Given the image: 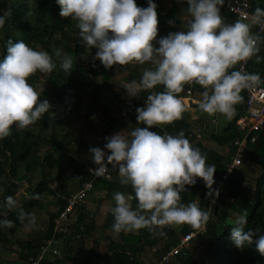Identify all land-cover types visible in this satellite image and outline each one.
I'll return each instance as SVG.
<instances>
[{
  "label": "clouds",
  "instance_id": "obj_1",
  "mask_svg": "<svg viewBox=\"0 0 264 264\" xmlns=\"http://www.w3.org/2000/svg\"><path fill=\"white\" fill-rule=\"evenodd\" d=\"M190 17L184 31L170 32L158 40L157 4L148 0V7H138L136 0H57L60 15L77 22L79 37L87 48H96V59L105 68L125 66L136 62L148 64L139 81L121 83L129 97L147 95L146 107L137 109V121L147 127H135L106 137L105 152L90 147L89 158L97 167L98 176L108 171V165L118 167L121 183L131 185L134 196L114 193L115 206L110 209L114 217L111 230L115 235L149 229L164 235L165 226L189 224L199 229L209 222L210 210H203L193 201L182 202L181 193L186 186L195 185L202 178L211 196L215 183V164H207V155L193 146L183 131L176 135L150 131L149 128L171 124L182 118L187 110L184 98L179 96L185 85L198 84L204 91L199 109L209 115L220 113L228 120L236 115V105L244 90L264 84L258 73L229 69L253 57L260 63L264 36L254 33L258 27L264 31V8L256 7L247 17L234 23L226 22L221 14L224 0H186ZM31 5V0H29ZM10 12L0 16V29ZM169 21V24H173ZM60 68L71 72L74 58L61 49H54ZM56 60L48 51L37 50L23 40L7 41V55L0 62V140L12 134V128L28 129L52 108L47 100L29 83L39 73H52ZM157 86L164 90L152 91ZM110 153V154H109ZM219 196V192H215ZM32 199H40L34 194ZM137 206L133 208L131 201ZM9 209H16L17 219L27 228L37 226L35 213L18 206L12 197H6ZM15 222L0 219V228H12ZM232 224V239L243 250L255 245L264 256V234L259 229L245 231L247 217L239 216Z\"/></svg>",
  "mask_w": 264,
  "mask_h": 264
},
{
  "label": "trees",
  "instance_id": "obj_2",
  "mask_svg": "<svg viewBox=\"0 0 264 264\" xmlns=\"http://www.w3.org/2000/svg\"><path fill=\"white\" fill-rule=\"evenodd\" d=\"M248 1L252 12L256 7L264 8V0ZM175 10L172 7L166 16L158 13V21L173 17ZM221 10L226 11L223 7ZM5 12H10V15L0 29L3 34L0 37V62L7 55V41L11 39L13 42L23 40L33 48L39 45L40 50L48 51L54 60V49L59 48L74 58V65L70 73L65 72L60 68V61L56 60V69L47 73L48 90L54 96V101L50 103L58 107L60 113L52 117L49 116L50 112L45 113L32 125L35 130L30 126L18 131L13 126L12 134L0 140V219L6 217L15 222L12 228H0V264H30L29 257L37 256L43 242L50 238L62 243L61 254L45 253L41 264H66V260L72 264H93L91 259L100 257L93 250L101 239L108 240L106 249L109 264H142L137 255L144 248L153 246L157 247L159 258L176 243L181 234L193 227L189 224H182L179 229L172 225L165 226L164 235L158 234L160 229L152 232L145 228L138 230L137 234L122 232L118 236L114 234V238L107 236L106 230L112 231L114 223L110 211L115 206L111 202L114 193L120 191L134 196L131 185L121 183L118 167L113 168L111 164L108 167L112 178H98L93 182L92 190L105 189L107 192L98 199L97 210L90 220H84V214L79 212L81 207L75 208V216H72L69 223L70 233L63 235L54 230L53 219L65 205V198L72 192L68 189V184L79 186L91 177L84 171L85 166H96L89 158L92 155L90 147L102 149L111 130L125 127L132 115L129 119L116 118L109 114L107 107L97 103L103 87L112 86L114 73L95 58L98 49L87 48L82 43L77 22L60 15L61 8L57 0H31V5L29 0H0V16ZM260 35L264 36V31ZM259 55L264 57V43L261 44ZM128 66L131 75L126 79H140L146 68L138 63H130ZM245 66L247 73H258L264 79V60L257 63L253 57L246 61ZM233 70H238V64L234 69H229V72ZM87 78H91L95 85L85 91L89 85ZM163 90V86H159L158 92ZM42 95L46 98L44 92ZM242 97L244 98L243 94ZM135 99L136 103H143L141 98ZM236 106L238 113L214 137L217 144L227 145L229 149L230 142L240 136L235 121L244 112L242 101ZM97 109H100L99 117L95 115ZM78 116L82 117L81 121H77ZM149 130L161 135H176L183 131L189 141L196 139L189 129L183 127L181 119ZM73 145L77 150V157L67 156L65 151L72 150ZM194 146L207 155V164H215L214 176H217L224 168L227 154H219L200 142ZM43 147L44 151L41 153ZM84 152L88 156L83 159ZM24 183L27 187L19 193L18 206L29 212H34V208L42 210L48 215L47 225L41 231L37 229V217L36 232L33 235L23 231L25 226L17 219L18 208L9 209L6 203V197L14 198L18 188ZM202 183L203 179L198 177L195 185L186 186V191L181 193L182 202L187 204L195 201L196 190L202 188ZM226 186V196L217 200L210 209L211 218L205 225V230L190 242L205 249L206 259L200 262L184 249L166 264H264V256L255 250V245L243 250L236 247L232 230L237 226L232 224L235 219L231 217L245 215V231L259 229L258 234H264V130L256 133L254 142L248 143L240 166L230 174ZM34 194H40V199H32ZM45 194L52 196L53 202H44L41 198ZM106 201L109 206L102 212L101 208L105 207L103 204ZM131 203L133 208L137 206L135 199ZM197 203L201 209L208 210V199L205 197L199 195ZM85 239H91L93 246H89ZM14 244L17 245L16 250L11 247ZM63 253L69 255L67 259H64Z\"/></svg>",
  "mask_w": 264,
  "mask_h": 264
},
{
  "label": "built area",
  "instance_id": "obj_3",
  "mask_svg": "<svg viewBox=\"0 0 264 264\" xmlns=\"http://www.w3.org/2000/svg\"><path fill=\"white\" fill-rule=\"evenodd\" d=\"M226 11L235 15L237 19H242L247 17L249 14L253 13L251 11L250 3L248 0H224L222 6ZM254 33L261 34L262 30L258 27L253 28ZM246 61H243L238 64V70L246 71ZM195 83L190 85H185L184 91L179 96L184 98V102L187 105V108L192 107L194 104L199 103L200 100H197L193 96V89ZM124 88V87H123ZM125 89V88H124ZM244 95L242 100L243 104V114L240 115L235 124L240 130V136L230 142V149L227 152L228 159L225 161L224 168L219 172L217 176H214L215 183L211 196L209 195L210 190L206 187L205 182L202 183V188L196 190L198 195H201L208 199V210H210L215 202L219 199H223L226 196L227 189V179L230 174L240 166L244 152L248 146V143H252L256 139V133L258 131L264 130V84H261L255 87L252 90H244L241 95ZM141 107H146L145 103L138 104L136 103L135 97L125 98L123 106L119 110L118 116L124 119H129L132 115V118L137 117V109ZM211 122L216 124V116H212ZM207 127L206 124H202L198 131L193 133L196 138L201 137V131L205 130ZM163 133L162 135H164ZM229 148V147H228ZM105 152L108 150L103 147ZM110 154V153H109ZM96 166L86 165L84 171H87L91 177L82 182L77 190L71 192L66 198L65 205L59 209L58 214L54 217V230L63 235H68L70 233L69 223L72 220L73 211L75 208L81 207L86 203L87 195L91 192L93 188L94 180L98 178H104L110 180L112 178V172L108 168V171L103 176H98L92 170ZM219 192L217 197L215 192ZM205 230V226L199 229H190L189 231L181 234L176 243L165 251L159 258L155 259L149 264H166L169 261L173 260L180 252L190 246V242L198 234L202 233ZM59 254L57 248V242L53 239H47L41 245L40 251L37 256L29 257L30 264H41L45 253Z\"/></svg>",
  "mask_w": 264,
  "mask_h": 264
},
{
  "label": "crops",
  "instance_id": "obj_4",
  "mask_svg": "<svg viewBox=\"0 0 264 264\" xmlns=\"http://www.w3.org/2000/svg\"><path fill=\"white\" fill-rule=\"evenodd\" d=\"M154 3L157 4V13H161L163 16H166L168 11L172 8L175 7L176 10L175 12H173V17L168 18L167 20H163L160 21L158 24V37L157 40L154 41V46L159 47L158 44V40L162 37L167 36L170 32H176V31H184V24L187 22V20L190 18L188 16L187 13V8L189 7L186 0H153ZM137 6L138 7H142V8H147L148 7V0H136ZM221 14L222 16L225 18L226 22L228 23H234L237 18L234 17V15L232 13L228 14L226 11L221 10ZM173 21V24H169V21ZM253 31V29H252ZM136 63V62H133ZM145 67H150V65L145 64ZM118 71H122L123 69H121L120 66H118ZM127 73L125 75H118V78L115 79L114 75H113V83L111 87H115V91H113L112 95L114 96V100H116L114 103L113 102H109V100L106 99V97H99V99L101 98V100L103 101V103H101L102 106L107 107L108 112L110 115L118 118V113L119 110L121 109V107L123 106L124 100L125 98L128 96V93L126 91V89H124L121 86V83L124 82H130L132 80H136L139 81L140 79L137 78H128L126 79V77L130 76V67L127 65L126 68ZM88 79V78H87ZM86 79V80H87ZM158 88L159 86H157L156 89L152 90V91H157L158 92ZM86 91V89H85ZM193 96L194 98H196L197 100H201L202 99V93L204 91V89L198 85L195 84L194 89H193ZM183 92H181L180 94H182ZM150 92L148 91H142L140 93V95L138 96L139 98H141V100H143V103L146 104V99H147V95H149ZM101 96V93L99 94ZM105 98V99H104ZM136 98V97H135ZM111 101H113L111 99ZM237 107V106H235ZM102 108V107H101ZM99 110V114H100V109ZM236 113H238V110L236 108ZM213 115H209L203 111H201L199 109V106L197 104H194L192 107L187 108V110L182 114V124L183 127L189 129V131H191V133H195L198 131L199 127L202 124H206L207 127L205 130L201 131V137L200 138H192V140H190V142L193 144V146L197 143L200 142L203 146L208 147L211 150L216 151L219 154L222 155H226L229 148L227 145H219L217 144V142L214 140V137L219 133V131L224 130L226 125L228 124V122L230 120H228L224 115L220 114V113H216L214 116H216L217 121L216 124L211 122V118ZM162 125H158V127H161ZM135 127H147V125L144 124H139L137 121V117L132 118L131 120L127 121V125L123 128H119L116 130H111V132L109 133V137L113 136L116 133H119L121 131H131L133 130ZM150 129V128H149ZM119 175V172H118ZM78 187V186H77ZM71 190V189H70ZM107 190L105 189H97V190H92L91 192H89V194L87 195V199H86V203L81 206V209H79V212L84 214V220L89 221L92 214L97 210L98 207V199L101 197H104L106 194ZM125 195H129L128 193L123 192ZM198 194H197V198L195 200V202L198 201ZM111 202L113 204H115L114 198L112 197ZM104 203V202H103ZM93 205V209H89V207H87V205ZM109 206V203L106 201L105 202V209L106 207ZM80 208V207H78ZM104 208H101V211L103 212ZM105 211V210H104ZM75 213H73V216ZM103 215V213H102ZM101 215V218H102ZM173 227L176 228H181L182 224H176V225H172ZM106 235L107 236H111V238H114L112 236H114V233L110 230H106ZM131 234H137V231H133L130 232ZM107 240V239H106ZM157 247L153 246V247H146L144 248L137 256L139 261L142 264H149L150 262H146L147 258L149 256L154 257L153 261L158 257L157 255Z\"/></svg>",
  "mask_w": 264,
  "mask_h": 264
},
{
  "label": "rangeland",
  "instance_id": "obj_5",
  "mask_svg": "<svg viewBox=\"0 0 264 264\" xmlns=\"http://www.w3.org/2000/svg\"><path fill=\"white\" fill-rule=\"evenodd\" d=\"M68 19H72V18L71 17H68ZM1 35H3V34L0 31V37H1ZM35 49L40 50V46L39 45H36L35 46ZM118 66H120V65H114L111 68V70L114 73V78L115 79L118 78V75L119 74L120 75H125L127 73V71H126L127 65L120 66L121 69H123L122 71H118V69H117ZM86 81L89 83V85L87 86L86 90L91 89L95 85V83H93V81H91V78H88ZM31 83L36 88V90L38 92H40V94H41L40 99L41 100L47 99L49 102L54 101L53 92L51 90H48L47 74L37 72L35 75H33L31 77ZM113 91H115V87L106 88L104 86L103 89H102V92H101V96L100 97H106V99L109 100V102H113L114 103L116 100L113 99L114 98V96L112 95ZM43 92L45 93V97L46 98H44V96L42 95ZM111 99L113 101H111ZM97 103H99L100 105H101V103H103V101L101 100V98L97 101ZM49 112H50L49 113V116L52 117L53 115H58L60 113V110L55 105H52V108L50 109ZM95 115L97 117L100 116L98 109H97ZM81 120H82V117L81 116H78V120L77 121H81ZM32 128H33V130H35L34 126H32ZM44 128H45V126H44ZM46 130H47V128L45 129V131ZM100 131H101V129H99V132ZM43 151H44V147L41 149V153ZM65 151L67 152V156H70V157H74L75 156V157H77V155H76L77 150L75 148V145L72 146V150L66 149ZM87 156H88V154L86 152H84L83 155H82V158L84 159ZM65 170L66 171H69V169H67V168H65ZM26 187H27V184L24 183L23 185H21L18 188V191L16 192V194L14 196V199L17 202H18V199H19V193L20 192H23ZM68 189H71V191L73 192V191L77 190V186L71 183V184H68ZM0 193H1V189H0ZM41 199L44 202H46V203H49L51 201L53 202V198L50 195H46L45 194V195L42 196ZM103 205H105V203ZM87 207H89V209H91V210L94 208L93 205H90L89 206V204L87 205ZM102 208H104V210H105V207H102ZM104 210H103V212H104ZM33 211H34L33 213H35L36 217H38V219H39V225H38V228L37 229H40V231L41 230H44L45 227H46V225H47L48 215L46 214V212H44L42 210H37L35 208L33 209ZM231 217L233 219H235V220L237 219V217L235 215H231ZM23 231L26 234H28V235H33L36 232V229L35 228H31L30 229V228L25 227L23 229ZM114 236H112V237H114ZM109 237H111V236H109ZM85 241L87 242V244L89 246H93V242L91 241V239H85ZM107 244H108V240H106V239H101L98 242V244H96L95 249L93 251L96 252V253H98L100 255V257L99 258H92L91 260H92L93 264H109V256H108L109 254H108L107 249H106ZM62 246L63 245H62L61 242H58L57 243V248H58V251H60V254H61V248H62ZM11 247L14 250L17 249V245L16 244L12 245ZM185 251H187V254L193 255L200 262H203L206 259V251H205V249L202 246L196 245L195 243H190V246L188 248H186ZM13 256H16V253H13ZM68 256L69 255H65L63 253L64 259L65 258L67 259ZM153 259H154V257L149 256L146 259L147 260L146 262L147 263L148 262L151 263V262H153ZM66 264H72V263L70 261L66 260Z\"/></svg>",
  "mask_w": 264,
  "mask_h": 264
}]
</instances>
